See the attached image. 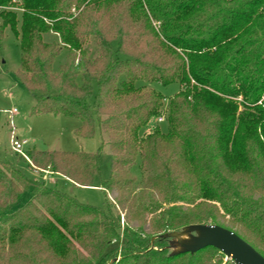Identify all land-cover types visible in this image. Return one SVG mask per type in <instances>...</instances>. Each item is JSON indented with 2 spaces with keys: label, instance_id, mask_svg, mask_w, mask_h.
Returning <instances> with one entry per match:
<instances>
[{
  "label": "trees",
  "instance_id": "trees-1",
  "mask_svg": "<svg viewBox=\"0 0 264 264\" xmlns=\"http://www.w3.org/2000/svg\"><path fill=\"white\" fill-rule=\"evenodd\" d=\"M0 19V42L7 29L20 39L16 75L33 113L77 117L75 134L98 128L111 151L105 206L1 162L0 264H237L215 246L171 254L161 235L196 223L229 228L264 255V0H0ZM49 31L60 41L45 40ZM151 82L180 86L166 132L158 122L142 131L166 104ZM103 154L102 142L97 152L20 155L39 172L96 186Z\"/></svg>",
  "mask_w": 264,
  "mask_h": 264
},
{
  "label": "rangeland",
  "instance_id": "rangeland-1",
  "mask_svg": "<svg viewBox=\"0 0 264 264\" xmlns=\"http://www.w3.org/2000/svg\"><path fill=\"white\" fill-rule=\"evenodd\" d=\"M78 11L79 10L75 8L72 9L74 14L78 13ZM154 24L156 25V23ZM43 36L44 39L48 41H60L59 35L52 31L45 33ZM85 48L90 58L97 56L98 49L96 38L91 36L89 41L85 44ZM68 53L69 50L64 48L54 62L55 69L66 61ZM20 63V39L14 35L11 29H7L5 39L0 42V167H3V163L1 162H8L29 178L38 179L48 187L59 189L83 203L105 206L106 194L101 187V181L107 180L111 174V151L109 149L107 134L100 133L97 128L96 134L93 137H78L75 134V130L80 126L81 122L77 117L66 114L33 113L32 110L36 104L35 97L27 87L18 80L16 75ZM150 85L166 97V104L161 114L166 118L167 102L169 98L179 91L180 86L176 83L164 86L159 82H151ZM239 99H241V97H239ZM14 109H17V112L14 113ZM158 117L152 120L142 131H148L158 122L162 130L166 132L168 130L166 119L159 122L157 120ZM12 134L18 136L20 139L28 140V145L24 148L26 154H28L29 150L34 149L40 151L64 150L97 152L103 142L104 154L101 158L100 174L96 177L94 182L96 186H80L74 184L70 179L59 173H52L47 170L45 172L37 171L30 165L28 159L26 160L22 157L24 155L21 156L12 149ZM133 171L139 176L137 167H134ZM32 195V192L27 191L24 199H31L33 197ZM107 196L112 206L118 210L116 201L117 191L108 190ZM220 213L216 214L217 220L221 224L228 225L227 217L221 216ZM124 215L125 213L121 212L122 229L120 230V236L115 237L110 246L111 249H116L117 260L121 257V241L124 237ZM137 225V221L131 223V227H136ZM145 229L148 233L149 224L145 226ZM118 237H120V239H118ZM154 239L155 237L152 238V243ZM167 248L172 252L169 243ZM112 260H110L108 264H112Z\"/></svg>",
  "mask_w": 264,
  "mask_h": 264
},
{
  "label": "water",
  "instance_id": "water-1",
  "mask_svg": "<svg viewBox=\"0 0 264 264\" xmlns=\"http://www.w3.org/2000/svg\"><path fill=\"white\" fill-rule=\"evenodd\" d=\"M171 254L195 253L207 246H215L237 264H264L262 255L235 231L213 223H196L179 231L167 232Z\"/></svg>",
  "mask_w": 264,
  "mask_h": 264
},
{
  "label": "built area",
  "instance_id": "built-area-1",
  "mask_svg": "<svg viewBox=\"0 0 264 264\" xmlns=\"http://www.w3.org/2000/svg\"><path fill=\"white\" fill-rule=\"evenodd\" d=\"M13 112H17V109H14ZM159 122H162L165 120L164 115H160L157 119ZM28 145V140L27 139H20L18 136H14V134L11 135V146L12 149L21 154L24 155L25 157H27L24 148L25 146ZM230 257L226 256V259H228Z\"/></svg>",
  "mask_w": 264,
  "mask_h": 264
}]
</instances>
